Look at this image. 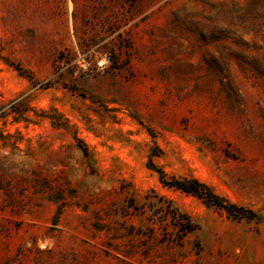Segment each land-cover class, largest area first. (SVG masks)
Wrapping results in <instances>:
<instances>
[{
	"label": "rangeland",
	"instance_id": "1",
	"mask_svg": "<svg viewBox=\"0 0 264 264\" xmlns=\"http://www.w3.org/2000/svg\"><path fill=\"white\" fill-rule=\"evenodd\" d=\"M0 264H264V0H0Z\"/></svg>",
	"mask_w": 264,
	"mask_h": 264
},
{
	"label": "trees",
	"instance_id": "2",
	"mask_svg": "<svg viewBox=\"0 0 264 264\" xmlns=\"http://www.w3.org/2000/svg\"><path fill=\"white\" fill-rule=\"evenodd\" d=\"M150 161V159H149ZM152 164V163H150ZM153 169H155L158 173L159 179L166 184L171 186H175L182 191L194 194L204 200L205 203L208 205H215L217 207L223 208L227 213L234 216H244V217H251L255 216V213L247 209L241 205H237L235 203L229 202L224 197L216 194L212 189L206 185L204 182L196 179V178H174L170 177V179H165L163 171L151 165ZM185 225L183 226V230L188 232L194 229V225L191 223L189 217H185Z\"/></svg>",
	"mask_w": 264,
	"mask_h": 264
}]
</instances>
